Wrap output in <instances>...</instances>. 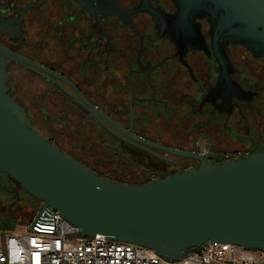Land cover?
<instances>
[{
  "label": "flooded vegetation",
  "instance_id": "af4514ba",
  "mask_svg": "<svg viewBox=\"0 0 264 264\" xmlns=\"http://www.w3.org/2000/svg\"><path fill=\"white\" fill-rule=\"evenodd\" d=\"M176 12L173 0H0V43L26 59L9 62L12 94L54 145L114 182L142 184L200 163L157 145L211 162L264 150V55L226 44L227 81L210 24L190 17L206 42L196 47L174 32ZM21 78L28 87L18 96ZM172 120L178 129H164ZM194 131L234 139L237 154L196 149ZM9 180L12 193L1 179L0 188L18 200L8 211L29 199L40 206Z\"/></svg>",
  "mask_w": 264,
  "mask_h": 264
},
{
  "label": "water",
  "instance_id": "95a60500",
  "mask_svg": "<svg viewBox=\"0 0 264 264\" xmlns=\"http://www.w3.org/2000/svg\"><path fill=\"white\" fill-rule=\"evenodd\" d=\"M173 2L174 32L187 33L194 46L205 49L206 42L200 24L193 25L190 17L210 24L211 45L227 81L226 44L239 43L264 55V0ZM10 61L26 59L0 43V179L12 192L11 176L43 203L32 225L36 230L54 232L50 206L82 236L101 233L170 260L191 251L202 255L204 245L217 242L264 251V150L211 162L200 153L157 145L200 163L142 184L111 181L62 151L34 125L12 94Z\"/></svg>",
  "mask_w": 264,
  "mask_h": 264
},
{
  "label": "built area",
  "instance_id": "2783aa9c",
  "mask_svg": "<svg viewBox=\"0 0 264 264\" xmlns=\"http://www.w3.org/2000/svg\"><path fill=\"white\" fill-rule=\"evenodd\" d=\"M42 202L25 228L0 229V264H264V251L229 242L204 245L202 255L170 260L157 251L124 241L105 239L101 233L82 236L60 213H54V232L38 231L32 225Z\"/></svg>",
  "mask_w": 264,
  "mask_h": 264
},
{
  "label": "rangeland",
  "instance_id": "374dc122",
  "mask_svg": "<svg viewBox=\"0 0 264 264\" xmlns=\"http://www.w3.org/2000/svg\"><path fill=\"white\" fill-rule=\"evenodd\" d=\"M16 94L18 96H22L23 93H25L28 85L26 82L25 78H21L19 82L16 83ZM162 124L164 125L167 129H178V126H176L175 121H162ZM186 127V125H183V129ZM190 137H194V147L200 151H206L210 153L213 157H224L225 155H232V154H237V152H233L234 148H237V146H240V143L235 141L234 139L228 137V136H221L220 142H213V140L217 139L216 136H210L206 138H199L198 135H195L194 132H190ZM215 135V134H213ZM238 139H241L242 136L236 135L235 136ZM223 146H226L227 149H224ZM225 150V151H222ZM6 191L8 189L5 187ZM9 193H12L8 191ZM25 194L24 197H28V193H23ZM18 200L17 197L10 196L5 192L4 189L0 188V229L1 230H8L12 228L15 225H19L21 228H25L26 224L29 222L31 217L34 214V210L37 208V204L30 199L28 200V208L23 207V208H18L14 209L13 211H8L10 207H12L13 203H16ZM11 215V216H10Z\"/></svg>",
  "mask_w": 264,
  "mask_h": 264
}]
</instances>
